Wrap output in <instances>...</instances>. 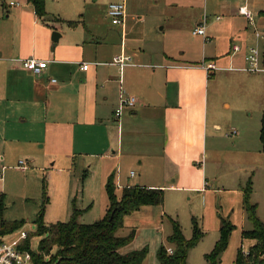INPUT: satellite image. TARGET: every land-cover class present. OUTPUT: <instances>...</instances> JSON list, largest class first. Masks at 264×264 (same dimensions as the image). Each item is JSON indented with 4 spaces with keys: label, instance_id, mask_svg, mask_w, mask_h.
Segmentation results:
<instances>
[{
    "label": "crops",
    "instance_id": "0c3cea01",
    "mask_svg": "<svg viewBox=\"0 0 264 264\" xmlns=\"http://www.w3.org/2000/svg\"><path fill=\"white\" fill-rule=\"evenodd\" d=\"M119 1L102 5L108 9ZM125 1L123 25L107 23V12L103 23L76 27L48 12L38 18L29 0L2 3L0 171L78 164L93 173L114 171L122 190L141 186L165 194H207L226 179V157L233 149L221 133L234 122L239 130L227 135L240 136L247 122L246 107L232 108L228 93H246L249 81L264 111V76L257 75L264 74V37L257 39L240 14L246 7L264 35V0ZM146 16L153 20L139 23ZM204 19L205 36L193 35ZM55 32L58 42L52 40ZM233 45L240 51L233 54ZM251 46L261 51L257 73L247 70ZM119 56L131 58L122 71L113 65ZM31 58L48 62L39 77L16 61ZM203 62L219 70L207 72ZM121 89L138 103L119 122ZM22 160L27 170L17 169ZM163 216L162 206H143L125 217L124 227L155 231Z\"/></svg>",
    "mask_w": 264,
    "mask_h": 264
},
{
    "label": "rangeland",
    "instance_id": "374dc122",
    "mask_svg": "<svg viewBox=\"0 0 264 264\" xmlns=\"http://www.w3.org/2000/svg\"><path fill=\"white\" fill-rule=\"evenodd\" d=\"M4 1L10 5V2L18 0H1L0 11ZM104 1L46 0V12L66 25L70 22L97 25L103 23L104 15L108 12L103 8ZM150 20L153 19L146 16L139 23H149ZM108 21L112 22L110 18ZM161 27L163 24L159 25ZM245 75L249 78L253 76ZM246 87V93H240L239 89H231L228 93L232 108L240 105L246 107L244 116H247V122L242 125L245 131L240 136L235 133L227 135L231 128L238 129L234 122H228L221 133L229 140L224 141L226 146L233 149L226 157L229 168L226 179L222 178L211 185L207 194L164 192L163 222L155 231L138 227H123L118 231L120 237H128L134 232V239L127 247H134V251L147 249L146 264H159L158 252L162 246L175 249L168 242L173 233V222L179 224L185 240L191 241L196 229L201 236L188 253V264H207L206 256L221 241L223 221L233 229L220 264H237L239 253L246 258L256 244L255 240L244 237V232L254 229L244 203L245 191L249 190V203L256 207L257 219L264 223V153L260 141L264 111L260 110L261 101L249 81ZM113 173L103 170L93 173V170L78 164L70 169L58 164L56 169L30 167L24 172L15 169L4 171V181L0 182V191L6 195L4 219L8 222H25L23 229L31 233L30 248L37 252L41 237L35 235L36 222L42 214L43 222L49 226L59 222L68 223L75 211L79 212L78 222L81 224H94L106 215L109 206L106 186ZM115 180L116 195L120 197L123 190ZM215 188L220 190L214 192ZM56 250H53V254ZM263 257L261 255L260 259Z\"/></svg>",
    "mask_w": 264,
    "mask_h": 264
},
{
    "label": "trees",
    "instance_id": "16d2710c",
    "mask_svg": "<svg viewBox=\"0 0 264 264\" xmlns=\"http://www.w3.org/2000/svg\"><path fill=\"white\" fill-rule=\"evenodd\" d=\"M33 5L38 18L47 16L46 0H29ZM58 20V19H57ZM70 27H76L79 23H67ZM262 152L264 153V112L260 131ZM109 206L106 215L94 224H81L78 222V211L68 223H56L46 225L43 222V214L38 218L35 235L41 237L37 252L31 251L32 264H144L147 249L132 251L122 254L134 239V232L128 237L118 236V231L124 227L125 217L139 211L143 206H162L164 191L161 189H149L141 186L124 188L120 197L116 195L114 176L110 177L106 186ZM244 209L254 229L244 232V237L256 241L249 251L248 256L243 257L239 253L237 264H264V223L256 217V207L249 203V190L245 191ZM6 197L0 194V234L7 235L22 229L25 222H8L4 219ZM233 227L223 221L221 229V241L214 251L206 256L207 264H220L221 256L228 245V240ZM195 237L191 241L185 240L178 223L173 222V233L168 242L174 245L173 253H168L162 246L158 252L159 264H188V253L196 246L201 236L196 229ZM34 236V235H33ZM30 237L26 243V249L30 250ZM56 253L53 254V250ZM250 262L248 263V260Z\"/></svg>",
    "mask_w": 264,
    "mask_h": 264
},
{
    "label": "built area",
    "instance_id": "2783aa9c",
    "mask_svg": "<svg viewBox=\"0 0 264 264\" xmlns=\"http://www.w3.org/2000/svg\"><path fill=\"white\" fill-rule=\"evenodd\" d=\"M12 6L15 3H11ZM240 14L245 16L250 25L255 29V37L257 39H263L264 35L253 19L251 12L246 7L240 9ZM108 16L112 20V23L116 26L123 25L126 16V1L122 0L114 2L108 6ZM206 20H203L201 25H198L193 30V35L205 36L206 34ZM240 51L239 45H233L232 53ZM247 70L253 73L262 71L261 69V51L258 46H251L248 48V53L245 57ZM21 67L34 76H41L44 71L48 68V62L37 60V59H16ZM131 64V58L127 56H119L114 58L113 65L119 66L120 70L124 69L125 66ZM89 65L82 63V70H87ZM202 68L207 72L219 70L218 66L213 62H203ZM52 83H56V80H52ZM138 101L134 96L127 95L122 89L120 94L119 105L115 111V118L120 122L124 112L128 109L136 107ZM19 170H27L28 162L26 160L19 161L17 166ZM133 175V174H132ZM4 181V169L0 171V182ZM30 232L25 231L23 228L15 231L11 234L1 235L0 234V264H32V254L30 250L26 249V243L29 240ZM168 253H173L172 248L167 249ZM249 252L247 253V255Z\"/></svg>",
    "mask_w": 264,
    "mask_h": 264
},
{
    "label": "water",
    "instance_id": "95a60500",
    "mask_svg": "<svg viewBox=\"0 0 264 264\" xmlns=\"http://www.w3.org/2000/svg\"><path fill=\"white\" fill-rule=\"evenodd\" d=\"M59 38H60V35H59L57 32H55V33L53 34L52 40H53L54 42H58Z\"/></svg>",
    "mask_w": 264,
    "mask_h": 264
}]
</instances>
